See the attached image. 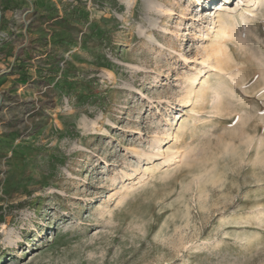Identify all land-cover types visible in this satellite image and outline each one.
<instances>
[{"label":"rangeland","instance_id":"obj_1","mask_svg":"<svg viewBox=\"0 0 264 264\" xmlns=\"http://www.w3.org/2000/svg\"><path fill=\"white\" fill-rule=\"evenodd\" d=\"M0 264H264V0H0Z\"/></svg>","mask_w":264,"mask_h":264},{"label":"bare ground","instance_id":"obj_2","mask_svg":"<svg viewBox=\"0 0 264 264\" xmlns=\"http://www.w3.org/2000/svg\"><path fill=\"white\" fill-rule=\"evenodd\" d=\"M218 4H219V3H217L216 6H218ZM217 12H218V11H217ZM214 18H215V24H214V25H216V24L218 25V23H219L218 26H220L219 29L221 30V31H219V32H224V31H223L224 26H227V25L230 24V22H231L230 20H225V21H223V20H222L223 16H222V14L219 13V12H218L217 17H214ZM213 21H214V20H213ZM219 29H218V30H219ZM219 32H218V33H219ZM217 35H218V34L215 35L214 39L217 37ZM214 39H212V42H214ZM182 120H183V119H182ZM185 121H186V120H185ZM185 121H182L183 123L181 124V127H180V128H182V130H184V127H186V124H185L186 122H185ZM187 124H188V123H187ZM182 130H181V131H182ZM176 134H177V133H176ZM176 138H178V135H176Z\"/></svg>","mask_w":264,"mask_h":264}]
</instances>
